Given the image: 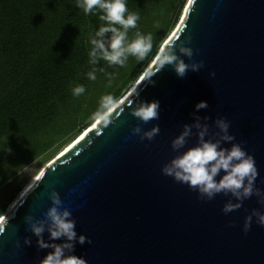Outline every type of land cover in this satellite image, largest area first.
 Returning <instances> with one entry per match:
<instances>
[{
    "label": "water",
    "instance_id": "obj_1",
    "mask_svg": "<svg viewBox=\"0 0 264 264\" xmlns=\"http://www.w3.org/2000/svg\"><path fill=\"white\" fill-rule=\"evenodd\" d=\"M184 11L177 30L160 47L191 37L186 46L193 58L185 57V63L203 60L204 67L180 79L170 66L158 70L157 53L134 89L140 100L160 102L159 119L143 124L130 115V92L114 105L107 123H92L76 136L41 171L14 219L1 221L0 264H39L51 251L38 249L24 218L42 219L52 190L71 211L77 234L91 240L75 246L74 254L87 264H264V227L253 218L251 229L243 232L253 209L264 212L255 196L225 215L230 196L200 200L197 192L161 172L178 154L172 139L194 122L195 105L206 101L208 108L196 115L209 117L210 133L218 131L215 119L230 122L234 142L254 157L256 185L264 190V0H189ZM154 72L155 85H148ZM138 124L144 131L158 124L160 133L151 142L141 141L131 133ZM196 143L193 135L181 151ZM25 237L31 246L23 244Z\"/></svg>",
    "mask_w": 264,
    "mask_h": 264
},
{
    "label": "trees",
    "instance_id": "obj_2",
    "mask_svg": "<svg viewBox=\"0 0 264 264\" xmlns=\"http://www.w3.org/2000/svg\"><path fill=\"white\" fill-rule=\"evenodd\" d=\"M186 0H126L138 12L137 29L153 36L143 61L129 57L123 68L96 67L91 81L89 35L103 22L84 15L76 0H0V215L20 192L23 171L65 147L97 118L100 98L117 102L137 82L175 28ZM95 11V10H94ZM82 85L85 93L72 94Z\"/></svg>",
    "mask_w": 264,
    "mask_h": 264
},
{
    "label": "clouds",
    "instance_id": "obj_3",
    "mask_svg": "<svg viewBox=\"0 0 264 264\" xmlns=\"http://www.w3.org/2000/svg\"><path fill=\"white\" fill-rule=\"evenodd\" d=\"M76 7L81 9L86 16L97 15L103 22L98 31L89 35L91 47L88 57L93 67L86 74L87 79L95 81L99 71L107 76L109 86H111L113 74L105 72L103 67H96L101 61L105 62L108 67L123 68L129 57L139 62L152 53L153 36L151 34L144 35L137 30L134 37L129 38V30L137 29L140 16L138 12L128 10L126 0H76ZM190 43L191 37H187L179 44L159 48L156 56L158 70L170 66L180 79H183L188 71L199 72L204 67L203 60L185 63V57L188 60L193 58V49L186 46ZM156 74L154 72L151 77L147 78L148 85H155L152 77ZM209 76L214 78L215 72H210ZM84 93L85 88L82 85L72 90L75 97ZM129 95L134 98L128 101L130 115L143 124L159 119L160 102L158 100L150 102L140 100L138 89H132ZM116 103L117 98L113 95L102 96L95 118L107 123ZM207 108L206 101H200L195 105V112L192 113L194 122L184 124L180 134L172 139L171 148L178 154L163 165L162 174L171 177L179 184L186 185L191 191L197 192L200 200L211 201L218 194L230 196L222 208L225 215L240 209L243 202L253 196L257 198V203L264 207V190L256 185L259 171L254 157L246 152L240 143L234 142L235 137L229 132L230 122L225 118L215 119L213 123L218 131L210 133L207 123L209 117L202 118L196 115L201 109ZM131 133L139 136L141 141L151 142L159 135L160 127L155 124L150 130L144 131L138 124L131 128ZM193 135L197 139L196 145L181 151L185 149L188 139ZM224 144L231 146L224 147ZM32 190L28 189L29 192ZM49 199L51 207L43 214L42 219H35L32 215L24 218V223L36 237L38 249H51L39 261V264H87L83 257L76 256L74 252L77 243L83 246L85 243L91 244V240L83 234H77L76 221L72 218L71 211L63 207L60 196L55 190L50 192ZM18 206L16 202L8 206L5 214L9 219H14ZM253 218L257 225L264 227V212L253 209L244 219L243 232L245 234L251 229ZM45 232L48 233L47 241L44 238ZM3 233L4 227L0 226V235ZM57 240L63 242L55 243L54 241ZM23 244L31 246L32 240L25 237ZM15 246L17 248L21 246L19 240L15 242Z\"/></svg>",
    "mask_w": 264,
    "mask_h": 264
},
{
    "label": "rangeland",
    "instance_id": "obj_4",
    "mask_svg": "<svg viewBox=\"0 0 264 264\" xmlns=\"http://www.w3.org/2000/svg\"><path fill=\"white\" fill-rule=\"evenodd\" d=\"M188 3V0H186V2H185V5H184V7H183V10H184V8H185V6H186V4ZM183 10H182V12H183ZM182 12H181V14H180V17H179V19H178V22H177V24L176 25H178L179 24V22H180V19H181V15H182ZM176 27V26H175ZM169 37V36H168ZM140 78V77H139ZM135 84L136 83H134V85L127 91V95H128V93H130V92H132V89H134V87H135ZM127 95L124 97H122L123 99L124 98H126L127 97ZM123 99H121L120 98V100H119V102H121ZM68 145V144H67ZM66 145V146H67ZM62 149H64V147H62V148H60V149H58L56 152H54L51 156H50V158L49 159H47V160H45V161H41V162H36L35 164H33V165H31V166H29L27 169H25L24 171H23V175H24V178L22 179V182H21V190H20V192L24 189V187L27 185V184H29V183H31L34 179H35V177L37 176V175H39V173L41 172V170H43L61 151H62ZM20 192H18L14 197H13V199H12V201L8 204V206L10 205V204H12L13 202H16V200H17V197L19 196V194H20ZM1 197V196H0ZM8 208V207H7ZM7 210V209H6ZM6 210H5V212L3 213V215H0V217H2V216H4V217H8L5 213H6Z\"/></svg>",
    "mask_w": 264,
    "mask_h": 264
},
{
    "label": "bare ground",
    "instance_id": "obj_5",
    "mask_svg": "<svg viewBox=\"0 0 264 264\" xmlns=\"http://www.w3.org/2000/svg\"><path fill=\"white\" fill-rule=\"evenodd\" d=\"M189 1V0H188ZM188 6V3L186 4V6H185V8H184V10L186 9V7ZM183 10V12H182V15H181V19H180V22H181V20L184 18V11ZM179 22V23H180ZM178 26H179V24L178 25H176V27L173 29V31L169 34V37H167V41L172 37V35H173V33L177 30V28H178ZM165 40V41H166ZM159 48H161V47H159ZM157 53H158V51H157ZM156 56V55H155ZM145 72V71H144ZM143 75H144V73L140 76V78L138 79L139 81H141V79L143 78ZM137 80V81H138ZM138 81V82H139ZM135 88V87H134ZM124 99H126V98H124ZM123 99V100H124ZM122 100V101H123ZM98 121H100V120H98V119H96L94 122H93V125H92V127H95L96 126V123L98 122ZM84 135V131L81 133V134H79V136L78 137H82ZM72 142H70L67 146H65V147H69V145L71 144ZM65 147H64V149H65ZM67 149V148H66ZM62 151H63V149H62ZM42 171V170H41ZM41 173V172H40ZM39 173V174H40ZM38 176L39 175H37L36 177H35V179L31 182V183H29V184H27L25 187H24V189L20 192V194H19V196L17 197V200H16V203L18 204L19 202H20V200L24 197V194L28 191V189L29 188H31L33 185H34V183L36 182V180L38 179ZM6 217H4V216H2V217H0V223H1V221L3 220V219H5Z\"/></svg>",
    "mask_w": 264,
    "mask_h": 264
}]
</instances>
